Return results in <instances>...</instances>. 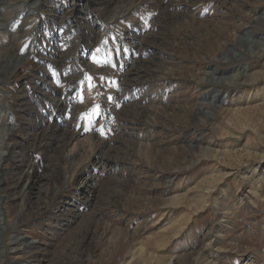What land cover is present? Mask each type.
Wrapping results in <instances>:
<instances>
[{
  "label": "rangeland",
  "instance_id": "obj_1",
  "mask_svg": "<svg viewBox=\"0 0 264 264\" xmlns=\"http://www.w3.org/2000/svg\"><path fill=\"white\" fill-rule=\"evenodd\" d=\"M0 207V264H264V0H0Z\"/></svg>",
  "mask_w": 264,
  "mask_h": 264
},
{
  "label": "bare ground",
  "instance_id": "obj_2",
  "mask_svg": "<svg viewBox=\"0 0 264 264\" xmlns=\"http://www.w3.org/2000/svg\"><path fill=\"white\" fill-rule=\"evenodd\" d=\"M106 1V0H105ZM105 4V3H104ZM119 4V3H118ZM110 5H111V3H110ZM102 7V6H101ZM118 7V6H117ZM105 10H107L108 11V9H109V7H106V8H104ZM114 9V8H113ZM55 12V11H54ZM174 12V11H173ZM56 16H57V14H56ZM119 17V16H118ZM133 33V32H132ZM152 33V32H151ZM65 35V34H64ZM134 39V38H133ZM58 54V53H57ZM53 56V55H52ZM49 58V57H48ZM47 60V59H46ZM50 60V59H49ZM54 63V62H53ZM141 71V70H140ZM56 74V73H55ZM26 75V74H25ZM73 77V76H72ZM60 80V79H59ZM67 81V80H66ZM39 82V81H38ZM76 84V83H75ZM123 88V87H122ZM36 89V88H35ZM61 89V88H60ZM46 95V94H45ZM27 108V107H26ZM20 110V109H19ZM22 111V110H21ZM31 113V112H30ZM26 120H28V119H26ZM31 122V121H30ZM51 123V122H50ZM68 127V126H67ZM51 129V128H50ZM68 129V128H67ZM76 129V128H75ZM69 130V129H68ZM75 133V132H74ZM30 137V136H29ZM76 137V136H75ZM77 138V137H76ZM72 144V143H71ZM29 148V147H28ZM44 152V151H43ZM15 153V152H14ZM16 154L17 155H15L17 158H18V160H19V157H20V154H19V151H17L16 152ZM48 154V153H47ZM26 155V154H25ZM14 156V157H15ZM23 161V160H22ZM22 163V162H21ZM105 166V165H104ZM88 179V178H87ZM82 182V181H81ZM27 183V182H26ZM11 185V184H10ZM16 185V184H15ZM91 186V185H90ZM33 187L34 186H32V185H26V187L24 188L25 189V191L26 192H29V191H32L33 190ZM16 188V187H15ZM20 191V190H19ZM78 191V190H77ZM90 191V190H89ZM21 194V193H20ZM88 197V196H87ZM33 220V219H32ZM6 221V218H5V212H4V209L2 208V207H0V228L3 226V224H4V222ZM24 223V222H23ZM7 230H8V226H7ZM16 240H21L22 242H26L27 243V245H29V248L27 247H24L22 250H27V249H29V251L30 250H32V247H34L35 246V244H36V240L35 239H33V238H31L30 239V237H28L27 235H22V234H19L16 238H15ZM13 240V239H12ZM15 243V242H14ZM19 245H24V244H22L21 242L19 243ZM30 246H32L31 248H30ZM17 247V246H16ZM22 248V247H21ZM12 249V248H11ZM17 251H19V249H18V247L17 248H14V249H12V252H17ZM28 251V250H27ZM10 254V253H9ZM14 254V253H13ZM17 254V253H16ZM21 257V256H20ZM20 259V258H19ZM145 260H146V258H145ZM13 264H29V262L27 261V262H23V261H20V260H18V261H14L13 262Z\"/></svg>",
  "mask_w": 264,
  "mask_h": 264
},
{
  "label": "water",
  "instance_id": "obj_3",
  "mask_svg": "<svg viewBox=\"0 0 264 264\" xmlns=\"http://www.w3.org/2000/svg\"><path fill=\"white\" fill-rule=\"evenodd\" d=\"M248 35H249V33H247V36H244L243 38H241L238 41V44H247L248 45L247 52L252 54L254 52V50H255L253 42L256 40V38H253V37L251 38ZM235 49H236V46H233L232 50H235ZM234 54L236 56H241L242 58H246L245 54L243 52H241V51L235 52ZM222 73L225 74L227 72L223 71ZM215 74H218V73H215ZM213 80L216 81V77Z\"/></svg>",
  "mask_w": 264,
  "mask_h": 264
},
{
  "label": "snow or ice",
  "instance_id": "obj_4",
  "mask_svg": "<svg viewBox=\"0 0 264 264\" xmlns=\"http://www.w3.org/2000/svg\"><path fill=\"white\" fill-rule=\"evenodd\" d=\"M99 111H100V109H99V105H96V106L92 109V112H93L94 114H98Z\"/></svg>",
  "mask_w": 264,
  "mask_h": 264
}]
</instances>
